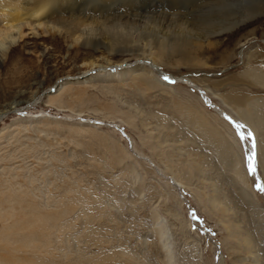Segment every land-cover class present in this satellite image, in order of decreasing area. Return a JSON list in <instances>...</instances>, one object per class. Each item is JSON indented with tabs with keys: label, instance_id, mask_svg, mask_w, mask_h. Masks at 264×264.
<instances>
[{
	"label": "rangeland",
	"instance_id": "374dc122",
	"mask_svg": "<svg viewBox=\"0 0 264 264\" xmlns=\"http://www.w3.org/2000/svg\"><path fill=\"white\" fill-rule=\"evenodd\" d=\"M200 1L141 4L144 15L154 7L163 15L137 29L171 54L202 44L197 63L160 65L167 80L143 65L117 79L97 68L88 83L68 79L96 57H129L109 54L97 32L85 46L65 31L25 28L4 55L0 264H264V13L213 36L240 20L227 10L247 1ZM240 118L256 126L260 154Z\"/></svg>",
	"mask_w": 264,
	"mask_h": 264
},
{
	"label": "bare ground",
	"instance_id": "6f19581e",
	"mask_svg": "<svg viewBox=\"0 0 264 264\" xmlns=\"http://www.w3.org/2000/svg\"><path fill=\"white\" fill-rule=\"evenodd\" d=\"M243 1H247L248 5H245L241 8L237 7L238 5H242ZM87 2L89 4H93V7L95 5V8L94 9L82 8L83 3H87ZM200 2H202L204 4H211V3L225 4V3H228L227 5H229V6H230V4L234 3V7L239 8V10L232 8L229 12L226 9L229 6L223 7L227 10L228 13L236 15L234 17H240V20H238L234 23H231L228 26L224 25L225 27H223V28L221 27V29L214 31L213 33L211 32L213 34V36L220 35V34H222V32L228 31V29H233V27H234V29H235V27H241L242 25H239L238 24L239 22H242L248 18L249 19L256 18L259 15L264 13V0H201ZM248 2H250V3H248ZM192 3H193V1H192ZM238 3H240V4H238ZM141 4H144L145 6L147 5L145 3V0H0V34H1L0 35V63L4 59V57H5L4 55L8 52V50L11 48V46L13 44L17 43L18 41H20L23 38V36L26 34L25 28L30 29L33 33H35L37 35L38 34V28H40V27L42 29H44L43 30L44 32H49L50 29H54L55 31L58 30V32H60V33L65 31L67 35H69L71 38H73L75 40V42L81 43L82 45H85V46H87V44L92 43L91 41L93 39V36L96 34V32H97V34H100V35H101V33H102V35L106 34V36L104 35L105 39H107L109 41H108V43H106L104 41L106 45L104 44V42H103V44L106 46V49H108L109 54L121 52L122 55H124L125 57L128 55L129 57L128 56L127 57L129 59H130V56L135 58V61L133 62V64H130V65L127 64L129 61L128 58H124L123 60L121 58H120L121 60L117 59V61H118L117 63H115V61H113L111 63L112 60L110 61L109 59H107L106 64L99 63L98 60L96 59L97 57L95 59L90 60V61L88 60V62H84V63H85V65L91 66L89 69H87L80 76H76L75 78H68V79H73V80H75V82H79V83H88L90 81L95 80L97 78V75H92V72H90L94 68L98 69V71H99L98 75L103 76V77H106L109 75L115 79H117L118 77L119 78L123 77L125 75L130 76L133 73L135 74V72H137V71H136V69L135 70H133V69L135 66L138 67V65L139 66L143 65L142 67L145 66V68L151 70V72L156 71L158 74L163 75L165 77H171V76L173 77L172 74L163 70L160 67V65L163 62H172L173 61V62H178L180 64L181 63H183V64L197 63V61L199 60V57L197 56V54H195V52H196V50H198V48L200 49L202 47V44H200V42L198 41L199 39L193 43H188L189 41L186 42L187 44L184 45V47L180 45L181 47H183L182 49L180 47L181 51L178 53L176 52L175 54H173V53L171 54V52L169 51L170 49L167 48L168 45L166 46L164 39H162L158 44V43L154 42V40H152L153 38L151 39V38L147 37V35L146 36L143 35L141 33V31L139 32V30L137 29L136 26H140L141 25L140 23L144 24V20H146V17L150 16V14L155 15V16L156 15H161V16L163 15L162 13L156 12V11H159L157 7H154V9H148L147 10L148 14L144 15L145 14L144 11L146 9L144 7H141ZM195 4L197 5V3H195ZM184 8H183V10H184ZM178 10L181 11V9H178ZM192 10L194 11V9H192ZM222 10H224V9H222ZM180 13H182V12H180ZM216 13H218V12H216ZM228 13H226V14H228ZM191 14H192V12H191ZM193 14H194V12H193ZM220 14H222V12ZM226 16H229V15H226ZM185 17H187V16H185ZM223 17L225 18V16H223ZM157 18H160V17H157ZM183 18H184V16H183ZM190 18H192V17H190ZM218 18H222V16L218 17ZM204 19H206V18H204ZM229 19H230V17H229ZM225 20H226V18H225ZM181 21H183V20H181ZM184 22H186V21H184ZM188 22H190V21L188 20ZM204 22L205 21H203V23ZM218 22H220V21H218ZM203 23H201V25L205 24V23L204 24ZM226 23H227V21H226ZM197 24H198V22H197ZM210 24H212V23H210ZM183 25H184V23H183ZM194 25H195V23H194ZM198 25H197V27H198ZM221 26H222V23H221ZM186 27L187 26L185 25L184 28L186 29ZM192 27H191V29L194 28V27L193 28ZM209 27H212V25H210ZM215 28L217 29V26H215ZM215 28H214V30H215ZM219 28H220V26H219ZM144 29L146 30V28H144ZM189 29H190V27H189ZM207 30H209V29H207ZM194 31H195V29H194ZM200 31H202V30H200ZM203 34H202V36H204ZM102 35L100 37H102ZM152 36L153 35H151V37ZM165 38L167 39V37H165ZM201 38L202 37H200V41H201ZM205 38L208 39L207 36ZM142 40H145L144 41V47L142 46V43H141ZM101 44H102V42H101ZM209 45H211V44H209ZM176 46H178V45H176ZM93 47L95 50H99L101 46L93 45ZM142 47L144 48L143 51L141 50ZM138 50H141L140 51L141 53L140 54L138 53V54L141 55L143 57V59L138 58L141 56L136 57L137 56L136 52ZM172 51H174V50H172ZM147 55H149V57H147ZM102 60H104V59H102ZM113 63H115V64H113ZM110 64H113L112 65L114 68L113 71H109L108 67H110V66H107V65H110ZM131 66L133 67L131 70H129L127 72L126 71L123 72V70L131 68ZM257 75L262 79V77H263L262 74H255V76H257ZM174 77L176 79H179V80L181 79V80H183L187 83H190L192 85H196V84H194L192 79L189 77H184V76H178V77L174 76ZM59 85H61V83L59 84V82L58 83L56 82V84H54V86H59ZM51 86H53V85H51ZM20 93H22V92H20ZM24 99H21L20 101H24ZM235 100H236V102L244 103L246 99L244 96L238 95L237 97H235ZM12 104H14V103H12ZM18 104H21V102H19ZM214 106H216V105L214 104ZM19 107L16 104L15 110L16 111H22V109L25 108V106L20 107V108ZM27 107H28V105H27ZM216 110L219 112H223V110L218 108V107ZM5 113H6L5 111L0 113L1 119H4L5 116H3V114H5ZM247 119H249V118H247ZM247 119H245V120H247ZM240 122H242V124L245 125V127L243 128L245 133H247V134L249 132L254 133L256 144L258 146L257 149H258V152L260 154L259 149L261 146L259 145V142H257L258 139L256 138V135L258 132H256V130H257L256 126L251 124L252 122H250V120H247V122H244V120L241 119ZM257 136L259 137V135H257ZM249 142H250V146L252 147L253 141L249 140ZM252 149H253V147H252Z\"/></svg>",
	"mask_w": 264,
	"mask_h": 264
},
{
	"label": "snow or ice",
	"instance_id": "6c2138e0",
	"mask_svg": "<svg viewBox=\"0 0 264 264\" xmlns=\"http://www.w3.org/2000/svg\"><path fill=\"white\" fill-rule=\"evenodd\" d=\"M164 79L167 80L168 77H164ZM228 119L231 120L232 118H231V117H228ZM232 122L235 123V121H232ZM236 127H237V128H242V127H245V125H242V124H236ZM248 138L252 139V141H253L252 147H253V149H255V147H256V140H255V135H254V133L249 132V133H248ZM255 159H256L255 152H253L252 155L249 156V158H248V161H249V168H250V170H251L253 173H255V171H256V167H255ZM259 190H260V191H264V187H261Z\"/></svg>",
	"mask_w": 264,
	"mask_h": 264
}]
</instances>
